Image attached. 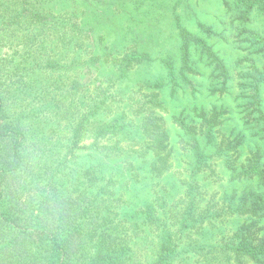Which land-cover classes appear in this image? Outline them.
I'll use <instances>...</instances> for the list:
<instances>
[{
	"label": "rangeland",
	"instance_id": "1",
	"mask_svg": "<svg viewBox=\"0 0 264 264\" xmlns=\"http://www.w3.org/2000/svg\"><path fill=\"white\" fill-rule=\"evenodd\" d=\"M256 1L0 0L4 72L6 59L47 53L51 62H39L48 67L33 78L41 88L52 74L53 84L33 105L40 113L44 99L58 107L57 115L45 114L53 127H73L94 109L80 146L115 139L90 129L123 113V139L134 141L129 156L102 152L99 160L108 173L124 167L127 197L137 209L146 204L150 217H163L157 222L164 233L198 264L224 257L221 245L250 219L231 207L257 180L238 173L258 148L264 162V10ZM214 111L221 124L200 136L202 155L183 149L175 119L196 124ZM257 222L264 226V217ZM192 239L193 251L186 245ZM139 240L148 251L157 241L154 232Z\"/></svg>",
	"mask_w": 264,
	"mask_h": 264
},
{
	"label": "trees",
	"instance_id": "2",
	"mask_svg": "<svg viewBox=\"0 0 264 264\" xmlns=\"http://www.w3.org/2000/svg\"><path fill=\"white\" fill-rule=\"evenodd\" d=\"M255 4L264 10V0ZM27 45L32 48L31 43ZM41 56L25 52L17 61L6 59L10 64L6 72L0 59V264H198L191 253H181L180 241L176 244L164 233V224L157 222L163 217H150L146 204L137 209L127 197L126 184L120 183L124 167L108 173L99 160L102 152L115 159L129 156L134 141L123 139V113L108 122L99 123V119L90 129L94 128L96 137L110 134L115 139H96L88 145L80 146L81 135L89 129L87 124L94 123V109L73 127L48 126L54 121L45 114L57 115L58 107L48 106L44 99L38 104L40 113L33 105L42 90L53 84L52 74L49 80H41V88L33 78L48 67L39 62H51L47 53ZM28 61L33 66L26 70ZM183 64L189 68L186 60ZM199 120L187 125L175 119V123L182 130V148L192 146L202 155L200 136L212 135L221 120L215 111L208 116L201 113ZM81 149L88 152L83 155ZM259 151L245 159L244 171L238 173L256 179L257 190L243 192L240 204L231 207L250 219L221 245L219 252L227 254L206 264H264V226L258 227L257 222L264 217V162ZM122 162L128 163L127 159ZM150 167L156 172L161 169L155 161ZM153 232L157 241L148 251L139 239ZM194 242L186 244L192 251ZM230 253L233 263L227 257Z\"/></svg>",
	"mask_w": 264,
	"mask_h": 264
}]
</instances>
